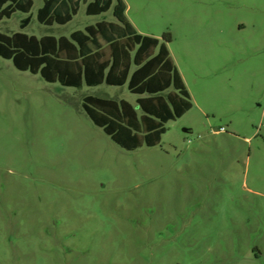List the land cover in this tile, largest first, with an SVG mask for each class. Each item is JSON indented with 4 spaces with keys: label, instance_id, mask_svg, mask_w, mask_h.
<instances>
[{
    "label": "rangeland",
    "instance_id": "rangeland-1",
    "mask_svg": "<svg viewBox=\"0 0 264 264\" xmlns=\"http://www.w3.org/2000/svg\"><path fill=\"white\" fill-rule=\"evenodd\" d=\"M43 2L0 33L115 22L82 4L67 25L43 26ZM124 2L141 34L172 35L193 108L156 147L125 151L81 103L137 107L126 85L63 87L0 57V264H264V0Z\"/></svg>",
    "mask_w": 264,
    "mask_h": 264
},
{
    "label": "trees",
    "instance_id": "trees-1",
    "mask_svg": "<svg viewBox=\"0 0 264 264\" xmlns=\"http://www.w3.org/2000/svg\"><path fill=\"white\" fill-rule=\"evenodd\" d=\"M88 16L113 10L115 22L101 21L66 36L0 33V57L47 83L84 87L127 86L137 95V107L125 100L87 95L82 109L96 127L125 151L156 147L166 124L193 108V99L170 52V33L162 40L143 35L129 21L124 0H44L37 11L40 25L70 23L81 5ZM34 0H0V21L16 12L30 14ZM32 16L20 22L25 29Z\"/></svg>",
    "mask_w": 264,
    "mask_h": 264
},
{
    "label": "crops",
    "instance_id": "crops-1",
    "mask_svg": "<svg viewBox=\"0 0 264 264\" xmlns=\"http://www.w3.org/2000/svg\"><path fill=\"white\" fill-rule=\"evenodd\" d=\"M126 14H127V11H126ZM128 17V16H127ZM129 19V18H128ZM130 21V20H129ZM101 22V21H100ZM131 22V21H130ZM98 23V22H97ZM132 23V22H131ZM134 27H135V25L134 24H132ZM136 28V27H135ZM139 33H141L139 30H137ZM176 63V62H175ZM177 65V64H176ZM178 67V66H177ZM179 69V68H178ZM180 71V70H179ZM181 72V71H180ZM182 74V73H181ZM183 76V75H182ZM183 79H184V81H185V78H184V76H183ZM185 83H186V81H185ZM100 86H102V85H100ZM186 86H187V84H186ZM188 88V87H187ZM119 101V100H118Z\"/></svg>",
    "mask_w": 264,
    "mask_h": 264
},
{
    "label": "built area",
    "instance_id": "built-area-1",
    "mask_svg": "<svg viewBox=\"0 0 264 264\" xmlns=\"http://www.w3.org/2000/svg\"><path fill=\"white\" fill-rule=\"evenodd\" d=\"M225 131V129L224 128H222V129H220V131L219 132H224Z\"/></svg>",
    "mask_w": 264,
    "mask_h": 264
}]
</instances>
